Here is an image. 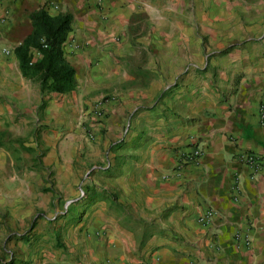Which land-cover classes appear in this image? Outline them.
Listing matches in <instances>:
<instances>
[{
    "label": "crops",
    "instance_id": "1",
    "mask_svg": "<svg viewBox=\"0 0 264 264\" xmlns=\"http://www.w3.org/2000/svg\"><path fill=\"white\" fill-rule=\"evenodd\" d=\"M40 10L70 17L68 93L43 96L14 53ZM262 97L264 0H0V146L31 118L52 145L111 158V192L89 191L84 253L52 263L264 264Z\"/></svg>",
    "mask_w": 264,
    "mask_h": 264
},
{
    "label": "rangeland",
    "instance_id": "2",
    "mask_svg": "<svg viewBox=\"0 0 264 264\" xmlns=\"http://www.w3.org/2000/svg\"><path fill=\"white\" fill-rule=\"evenodd\" d=\"M40 92L46 96L47 85ZM14 129L0 146V264L77 260L85 213L99 202L89 191L112 190L110 155L98 146L52 145L40 134V120L28 118L21 135Z\"/></svg>",
    "mask_w": 264,
    "mask_h": 264
},
{
    "label": "trees",
    "instance_id": "3",
    "mask_svg": "<svg viewBox=\"0 0 264 264\" xmlns=\"http://www.w3.org/2000/svg\"><path fill=\"white\" fill-rule=\"evenodd\" d=\"M32 31L14 50L22 73L39 74L41 86L48 91L64 94L75 87L73 69L63 58L62 45L70 31L68 15L48 16L42 10L30 15ZM38 52L40 58L29 66L28 53Z\"/></svg>",
    "mask_w": 264,
    "mask_h": 264
},
{
    "label": "built area",
    "instance_id": "4",
    "mask_svg": "<svg viewBox=\"0 0 264 264\" xmlns=\"http://www.w3.org/2000/svg\"><path fill=\"white\" fill-rule=\"evenodd\" d=\"M258 107H259L258 108V114H259V118H260L259 120L261 123L264 124V97L261 98ZM96 109L98 110L97 107H96ZM98 114H99V112H98ZM200 153L201 152L197 148H195L189 154H186L185 156H183L184 158L182 157L181 164L184 162L196 161L199 158ZM240 160L252 172H257L261 169L259 161L257 160V158L255 156H253L251 154L241 157ZM211 217H212V212H211V210H208L202 216H200L198 218V222H200L201 224H207L209 222V220L211 219ZM240 238L241 237L239 235H236V239H240ZM242 241L244 244L248 243V239L246 238V236L242 237Z\"/></svg>",
    "mask_w": 264,
    "mask_h": 264
}]
</instances>
